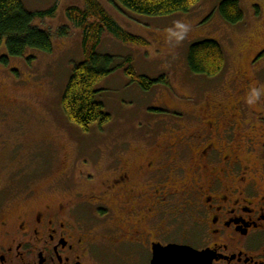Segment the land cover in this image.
Wrapping results in <instances>:
<instances>
[{"label":"flooded vegetation","instance_id":"1","mask_svg":"<svg viewBox=\"0 0 264 264\" xmlns=\"http://www.w3.org/2000/svg\"><path fill=\"white\" fill-rule=\"evenodd\" d=\"M250 112L209 103L138 144L117 139L89 180L57 170L82 187L67 201L53 204L52 185L49 202L31 204L37 180L17 173L0 200V264H154L169 245L207 264H264V119Z\"/></svg>","mask_w":264,"mask_h":264},{"label":"rangeland","instance_id":"2","mask_svg":"<svg viewBox=\"0 0 264 264\" xmlns=\"http://www.w3.org/2000/svg\"><path fill=\"white\" fill-rule=\"evenodd\" d=\"M22 1L32 12L57 8L53 18L34 23L51 33L54 49L51 53L31 50L24 57L9 58L8 64L0 62V200L11 194L7 187L19 173L26 180H37V199L31 204L49 202L52 185L53 204L67 201L82 187L70 190L57 170H67L69 176L74 171L81 180H89L114 153L111 148L117 139L138 144L134 139L142 133L183 119L209 103L219 110L238 107L251 111L253 119H264V113L259 118L252 112L259 113L264 106V57H260L264 0H239L244 19L238 24H229L221 16L219 6L224 0H202L187 14L166 17L135 14L117 0H99L123 30L145 39L149 46L126 44L105 31L98 52L115 57L118 67L97 86V101L110 120L93 124L88 132L68 119L62 103L74 67L84 61L83 32L68 19L67 9H84L85 1ZM63 26L71 28L68 38L57 37ZM204 40L219 42L225 52V67L213 77L195 74L188 65L190 46ZM6 55L4 45L0 60ZM128 59L138 76L158 81L150 90L128 77ZM134 155L129 151L125 157ZM13 204L14 213L25 207Z\"/></svg>","mask_w":264,"mask_h":264},{"label":"trees","instance_id":"3","mask_svg":"<svg viewBox=\"0 0 264 264\" xmlns=\"http://www.w3.org/2000/svg\"><path fill=\"white\" fill-rule=\"evenodd\" d=\"M84 1V9L74 6L67 9L68 19L83 32L84 61L74 67L62 103L68 119L88 132L93 124H105L110 120L104 105L97 101V86L118 67L115 66V57L98 52L105 31H110L126 44L147 47L149 42L123 30L99 0ZM117 1L135 14L166 17L177 13L187 14L202 0ZM219 12L229 24H238L244 19L239 0L222 1ZM56 13V7L47 11L32 12L25 7L22 0H0V50L4 45L7 49V55L3 56L0 62L8 64L9 58L24 57L31 50L51 53L54 49L51 33L35 27L34 23L37 20L53 18ZM70 34L71 28L63 26L58 30L57 37L68 38ZM260 57H264V52ZM126 63L129 64L126 70L128 77L145 90H150L158 82L138 76L131 66V59ZM225 63L224 49L217 41H198L189 48L188 65L195 74L216 76L223 71ZM160 81L165 82L164 79Z\"/></svg>","mask_w":264,"mask_h":264},{"label":"water","instance_id":"4","mask_svg":"<svg viewBox=\"0 0 264 264\" xmlns=\"http://www.w3.org/2000/svg\"><path fill=\"white\" fill-rule=\"evenodd\" d=\"M207 256L208 253L198 252L189 246H158L155 247L156 262L154 264H207Z\"/></svg>","mask_w":264,"mask_h":264}]
</instances>
